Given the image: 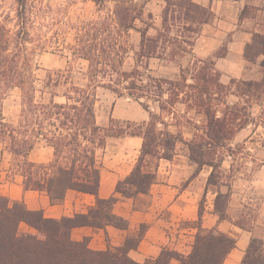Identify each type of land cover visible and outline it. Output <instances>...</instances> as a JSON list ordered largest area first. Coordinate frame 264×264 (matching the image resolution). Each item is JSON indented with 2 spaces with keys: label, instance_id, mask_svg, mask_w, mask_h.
<instances>
[{
  "label": "trees",
  "instance_id": "obj_1",
  "mask_svg": "<svg viewBox=\"0 0 264 264\" xmlns=\"http://www.w3.org/2000/svg\"><path fill=\"white\" fill-rule=\"evenodd\" d=\"M163 1L166 5L183 8L187 17L196 23L206 22L210 16L207 10L191 0ZM21 4L19 17L23 19L24 27L16 38L0 20V142L6 145L12 156L9 178L13 180L15 175H20L24 190L46 194L53 205L61 204L69 190L91 194L96 202L87 213L49 219L42 211L29 210L23 201L11 200L0 193V264H171L172 261L178 264H224L229 254L237 248V241L215 228L207 230L203 227L205 207L202 203L199 204L195 226L198 232L188 254L165 248L154 261L139 263L133 260L129 252L138 248L147 228L145 225L141 226L137 236L127 238L115 251L93 250L89 247L88 238L82 241L72 238L74 228L104 229L113 226L119 230L128 229V220L113 212L119 199L116 196L108 199L99 197L102 164L97 158V151L105 147L108 138L143 139L135 168L116 188V192L123 197L134 198L138 194H148L157 181V167L147 170V159L172 160L181 137L179 131L174 133L169 130L162 117L152 115L148 107L146 110L152 120L145 125L121 127L114 125L112 118L111 126L99 125L96 105L100 89L113 92L118 97L127 96L136 102H141V99L156 101L160 111L166 113L169 111L165 104L170 103L162 100L167 86L170 97L174 93L186 96L189 106L203 114L205 119H201V127H196L197 133L193 134L187 146L190 160L197 165V171L204 167L211 169L207 189L211 188L217 193L214 212L222 220L227 218L228 201L220 187L228 184V178L222 171L225 159L218 150L230 145L234 131L224 114L218 117L219 110L212 112V105L207 101L211 89L205 84L200 85V82H209L206 75L201 74V68L192 77V83H188L187 78L177 81L160 79L151 73L146 75L145 83L138 66L125 68L131 30L141 33V47L148 50L149 54L142 57L153 58L163 42H174L161 32L151 36L148 30L137 29L136 22L144 21L143 6L119 5L104 18L75 27L72 25L71 55L73 59L86 61L87 70H48L41 80L37 77V67L27 47L30 32L25 22L26 0H22ZM192 11L202 18L196 20L195 15H190ZM167 24L165 18V30ZM183 43L187 44V41ZM177 48L185 52L181 45ZM261 56V80L242 82L248 92L256 90L264 94V35L257 33L245 48V58L255 63ZM147 71L151 72L149 69ZM216 87L219 90L226 87L219 76ZM15 89L21 92V112L18 123L12 124L5 122L2 104L6 95ZM235 106L230 108L234 109ZM169 115L174 113L170 112ZM158 124L164 125L165 129H158ZM247 126V123L239 124L235 131ZM40 145L53 149L50 162L35 163L29 160L30 153ZM212 155L218 157L215 162L208 160ZM22 223L35 233L21 232L19 226ZM259 230L264 232L263 229ZM241 264H264V237L259 232L253 233Z\"/></svg>",
  "mask_w": 264,
  "mask_h": 264
},
{
  "label": "crops",
  "instance_id": "obj_2",
  "mask_svg": "<svg viewBox=\"0 0 264 264\" xmlns=\"http://www.w3.org/2000/svg\"><path fill=\"white\" fill-rule=\"evenodd\" d=\"M191 1L210 13L206 22L197 23L198 31L191 52L194 59L199 63L210 59L213 70L226 87L235 81L261 80L258 73H261L263 57L250 63L245 58V48L252 43L254 34L264 35V0ZM250 65L253 69H249ZM112 118L137 123L148 119L143 112L133 108L129 111L120 110L116 105ZM168 127L170 129L172 126ZM244 129L235 134V140ZM177 144L175 148H178ZM142 145L141 137H110L105 147L97 151V158L102 164L99 197L108 199L116 196L119 199L113 212L128 220V229L119 230L113 226L104 229L74 228L72 238L76 241L88 238L89 247L93 250L115 251L127 238L137 236L141 226L145 225L147 228L143 239L136 250L129 252V256L139 263L154 261L163 249L181 252L182 244L193 239L194 229L183 227L182 224L197 221L199 204L207 199L209 205L204 210L203 227L207 230L215 228L234 237L237 248L229 254L224 264H241L253 233L261 232L259 229L264 231V207L261 209L263 215L252 218L248 214L253 206L251 203L256 200V195H253V199L248 193V185H242L244 189H237V185L229 186V183L221 185L220 190L227 195L228 201L227 218L222 220L214 212L217 193L211 188L207 189L211 169L204 167L197 171V165L190 160L189 155L184 157L188 160L185 161L177 152L172 160H160L157 165V181L148 194H138L134 198L123 197L116 192L117 185L135 168ZM52 158L53 149L49 146L36 147L29 155V160L35 163H48ZM11 160V154L0 143V181L10 173ZM233 167L234 162L231 163L230 174ZM6 188L5 196L23 201L29 210L42 211L49 219L87 213L96 202L95 196L91 194L69 190L61 204L53 205L46 194L24 190L20 175L9 180Z\"/></svg>",
  "mask_w": 264,
  "mask_h": 264
},
{
  "label": "rangeland",
  "instance_id": "obj_3",
  "mask_svg": "<svg viewBox=\"0 0 264 264\" xmlns=\"http://www.w3.org/2000/svg\"><path fill=\"white\" fill-rule=\"evenodd\" d=\"M21 1L0 0V20L9 27L13 38H16L24 27L23 19L19 17ZM26 5L27 21L25 22L30 32L27 47L37 67V77L41 80L44 79L48 70L68 68L79 71L87 70L88 63L86 61L73 59L71 55L70 48L74 35L72 25L75 27L88 21L98 20L100 17L104 18L119 5L143 6L145 8L144 21L136 22L137 29L148 30V35L151 36H156L161 32L174 42L173 44H164L163 42L153 58L142 57L149 54L148 50L141 47V33L131 30L128 36L129 54L125 68L132 69L138 66L144 75L145 83L146 75L149 73L156 78L172 81L187 78L188 83H192V77L197 74L200 68L202 69L201 74H205L209 82H200V85L205 84L211 89L207 101L212 105V112L219 110L218 117H222L224 114L234 131L230 145L226 149L218 150L221 152L220 155L226 159L222 168L224 176H227L229 186L237 185V189L243 188L242 185L247 184L246 189L251 198L256 195V200L251 203L253 206L248 214L252 218L259 214L263 215L261 209L264 207V94L256 90L248 92L242 81H235L221 90L216 87L218 73L213 70V62L209 59L204 63H199L191 55L198 26L196 21L187 17L183 8L166 5L162 0H26ZM190 13V15H195L196 20L202 18L196 11ZM149 14L152 15L151 18L148 17ZM165 18L168 20L166 30L163 28ZM184 40L187 41V44L183 43ZM176 45H181L185 52H181ZM148 69L151 72H148ZM249 69H253V66L250 65ZM262 75L263 73L259 71L258 76L262 78ZM165 89L166 93L162 102L167 100L170 103L165 104L167 111H169L166 113L160 111L159 103L156 101L141 99V102H136L127 96L118 97L113 92L100 89L99 101L96 105L98 124L103 127L111 126L110 119L116 105L120 110L129 111L133 108L143 112L148 119L145 122L137 123L112 118L115 121L114 125L121 127L145 125L152 120L151 114L146 110L148 107L152 115L162 117L167 126H172L169 130L179 131L181 137L177 144L178 148H175L173 158L178 152L182 159L188 161L184 158L188 155L190 157L187 142L193 137V134L197 133L196 127H201L198 121L205 119V117L196 112L193 106H189L186 96L174 93L170 97L167 91L168 87L166 86ZM234 105H236L235 108L231 109L230 107H234ZM2 112L5 122L18 123L21 112V92L19 89H15L6 95L2 104ZM170 112H173L174 115H169ZM245 123L248 126L241 131L240 136L235 140L234 136L238 132L235 131L236 126ZM158 129H165V126L158 124ZM0 143L2 148L7 150L6 145ZM216 159L218 157H214V155L208 158L214 162ZM160 162L156 159H147V170L156 168ZM233 162L234 167L230 174L231 163ZM9 175V173L6 174L5 178L0 181V193L3 196L7 193L6 184L11 180ZM201 203L206 210L207 205H209L207 199L202 200ZM182 225L183 227H191L195 231L193 239L186 242V248L184 244L181 246V252L188 254L198 232L195 228L196 221ZM19 229L21 232L35 233L25 223L20 224ZM259 233L264 235V232ZM171 264H178V262L172 261Z\"/></svg>",
  "mask_w": 264,
  "mask_h": 264
}]
</instances>
